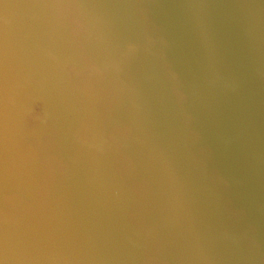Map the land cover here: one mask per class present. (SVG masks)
<instances>
[{"label": "clouds", "instance_id": "1", "mask_svg": "<svg viewBox=\"0 0 264 264\" xmlns=\"http://www.w3.org/2000/svg\"><path fill=\"white\" fill-rule=\"evenodd\" d=\"M0 264H264V0H0Z\"/></svg>", "mask_w": 264, "mask_h": 264}]
</instances>
